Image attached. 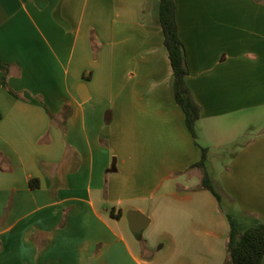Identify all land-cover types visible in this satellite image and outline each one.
<instances>
[{"label": "crops", "instance_id": "1", "mask_svg": "<svg viewBox=\"0 0 264 264\" xmlns=\"http://www.w3.org/2000/svg\"><path fill=\"white\" fill-rule=\"evenodd\" d=\"M174 2L195 137L159 0H0V264H224L264 223V0Z\"/></svg>", "mask_w": 264, "mask_h": 264}, {"label": "trees", "instance_id": "2", "mask_svg": "<svg viewBox=\"0 0 264 264\" xmlns=\"http://www.w3.org/2000/svg\"><path fill=\"white\" fill-rule=\"evenodd\" d=\"M158 20L172 70L174 99L184 113L187 130L192 137H195V123L200 118L201 108L186 83L188 69L184 45L178 36L174 0H159ZM0 72H2L1 80L5 84L8 67L1 60ZM206 160L207 149L201 148V157L193 166L202 171L201 188L210 191L217 201H220L221 195L206 171ZM30 187L37 188L38 180H31ZM112 214L118 216L119 212L114 213L112 211ZM228 221L229 233L226 242V259L224 264H260L264 257V223H256L243 227L232 216H228Z\"/></svg>", "mask_w": 264, "mask_h": 264}, {"label": "water", "instance_id": "3", "mask_svg": "<svg viewBox=\"0 0 264 264\" xmlns=\"http://www.w3.org/2000/svg\"><path fill=\"white\" fill-rule=\"evenodd\" d=\"M78 93L81 99L86 98V90L84 88V85H81L79 87ZM126 217L128 220L129 228L134 235H139L149 223V219L146 215L135 210L128 211Z\"/></svg>", "mask_w": 264, "mask_h": 264}, {"label": "rangeland", "instance_id": "4", "mask_svg": "<svg viewBox=\"0 0 264 264\" xmlns=\"http://www.w3.org/2000/svg\"><path fill=\"white\" fill-rule=\"evenodd\" d=\"M218 162H216V164H214V165H212V166H214L213 168H214V170L215 169H217L219 166H220V164H217ZM210 169H211V167H210ZM221 206L222 207H228V205H227V202L222 198V196H221ZM239 222V221H238Z\"/></svg>", "mask_w": 264, "mask_h": 264}]
</instances>
